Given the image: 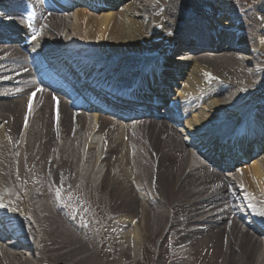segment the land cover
Wrapping results in <instances>:
<instances>
[{
	"label": "bare ground",
	"instance_id": "1",
	"mask_svg": "<svg viewBox=\"0 0 264 264\" xmlns=\"http://www.w3.org/2000/svg\"><path fill=\"white\" fill-rule=\"evenodd\" d=\"M252 1L119 0L114 9L74 6L70 19L40 0H0V27L26 33L0 43V231L32 242L35 264H133L146 241L158 249L152 264H191V256L264 264V238L254 229L264 230V0ZM27 4L39 10L35 27L8 18ZM226 31L238 36L234 46ZM182 47L186 53L170 60ZM153 52L158 60L147 63ZM30 53L70 75L130 84L136 95L155 90L184 105L186 126L151 117L124 123L96 111L92 120L35 84ZM216 137L227 142L212 147ZM194 139L207 155L191 150ZM207 157L241 159L222 171L233 172L238 190ZM85 175L98 185L73 182ZM18 254L30 255L0 244V264H29Z\"/></svg>",
	"mask_w": 264,
	"mask_h": 264
},
{
	"label": "rangeland",
	"instance_id": "2",
	"mask_svg": "<svg viewBox=\"0 0 264 264\" xmlns=\"http://www.w3.org/2000/svg\"><path fill=\"white\" fill-rule=\"evenodd\" d=\"M226 2H228L227 0H225ZM252 3H254V5L256 6L259 2H257V0H255V1H252ZM237 7V6H236ZM234 9V8H233ZM73 11V10H72ZM229 11H231V9L229 10ZM69 14V15H68ZM68 15V16H67ZM67 15H65V18H70L71 16H72V12H70V13H67ZM44 17L45 16H43V19H44ZM71 19V18H70ZM255 20H257V17L255 18ZM264 29V28H263ZM263 29H261V31H263ZM154 53H156V52H153V54ZM152 54V53H151ZM176 55H178V52H173V55L172 56H176ZM245 56V55H244ZM144 60V59H143ZM140 61H142V60H140ZM81 113H83V112H81ZM88 115L90 116V117H92L91 119L93 120V113H88V114H86V117H88ZM90 117H88V118H90ZM93 122V121H92ZM19 125H20V122H19ZM184 129H182L181 131H183ZM94 137V134H92V136H91V139ZM93 140H95V143H99V140H101V136L100 135H95V138L93 139ZM102 143H103V141H102ZM103 146V145H102ZM98 147V150L100 151L99 153H98V151H97V154H98V156H99V154L101 153V146L99 145V146H97ZM191 150L193 151L194 150V147H192L191 148ZM86 159V158H85ZM83 160V162H81V163H79L80 164V166H81V168L83 169V168H85L87 165H88V163L90 162H86V160ZM83 163H84V165H83ZM90 164V163H89ZM100 164V165H99ZM106 164V163H105ZM97 166H99V168L97 167ZM8 167V166H7ZM10 168V167H9ZM103 168V169H102ZM97 169H99L98 171H97ZM104 171V169H105V167H104V164L103 163H98V165H96V167L94 168V170L97 172V173H101V171L102 170ZM6 170H9L8 168L6 169ZM102 171V173H104ZM101 173V174H102ZM224 173V172H223ZM227 173H229L228 171H227ZM77 176V178H78V175H76ZM86 176V178H87V180L88 181H86L85 183H83V182H79V181H76L75 179H74V177H73V182H75L76 184H79V185H86V184H88L89 186H93V187H96L97 185H98V183L96 184V182H95V180H96V178H95V175H85ZM100 176V175H99ZM103 176V175H102ZM223 176H225V178H227L228 177V174L227 175H223ZM232 175H230L228 178L230 179L231 178V180H232V183H233V187L234 188H237L238 187V184L236 185L235 184V182L236 181H233V177H231ZM82 177V176H81ZM100 179V178H99ZM235 184V185H234ZM237 190H238V188H237ZM238 199H239V197H238ZM71 203V202H70ZM63 206H64V204H63ZM65 213H67V214H71L70 216H78V214L76 213V212H70V210H63ZM248 218V217H247ZM94 222H97V223H94ZM93 223L95 224V226L97 227V225L96 224H101L100 222H98V221H94ZM104 228V227H103ZM262 231V230H261ZM264 237H262V239H263ZM264 240V239H263ZM174 242V241H173ZM172 241H171V243H173ZM180 242H185L184 240H181ZM147 243V244H146ZM109 244V243H108ZM149 244V245H148ZM107 245V244H106ZM146 245H147V247H146ZM154 245V242L152 243V242H145V247H146V251H144V250H142V249H138L137 251H138V253H137V255L135 254V259H134V262H133V264L134 263H136V264H152V258H153V256H154V254L156 253V251L158 250L155 246H153ZM110 251V254L113 252L112 251V249H110L109 248V250H107V252H109ZM35 258H33V259H30L29 261H28V263L29 264H35V260H34ZM197 259H198V261H197ZM67 260V259H66ZM189 260L190 261H192V262H188V263H191V264H202V262L203 261H200V259H199V256H198V258L196 257V256H194V257H190L189 258ZM177 263H180V262H177ZM204 263V262H203ZM126 264H127V262H126ZM167 264H170V263H167Z\"/></svg>",
	"mask_w": 264,
	"mask_h": 264
},
{
	"label": "snow or ice",
	"instance_id": "3",
	"mask_svg": "<svg viewBox=\"0 0 264 264\" xmlns=\"http://www.w3.org/2000/svg\"><path fill=\"white\" fill-rule=\"evenodd\" d=\"M35 39H36V37L33 36V40H35ZM37 91H43V89H37ZM35 94L36 93L33 92L32 96L35 97ZM53 99H55V97ZM57 103H58V101H57ZM31 109H32V102L30 101L29 102V106H28L29 113H31ZM58 119H59V112H58V109H57V122H58ZM25 127H27V123H25ZM0 206H2V205H0ZM261 215H264V214H261Z\"/></svg>",
	"mask_w": 264,
	"mask_h": 264
},
{
	"label": "water",
	"instance_id": "4",
	"mask_svg": "<svg viewBox=\"0 0 264 264\" xmlns=\"http://www.w3.org/2000/svg\"><path fill=\"white\" fill-rule=\"evenodd\" d=\"M263 44H264V42H263ZM158 57H159V55L157 53H154V54L152 53V54H148L145 59L147 62H152V61L156 60Z\"/></svg>",
	"mask_w": 264,
	"mask_h": 264
}]
</instances>
